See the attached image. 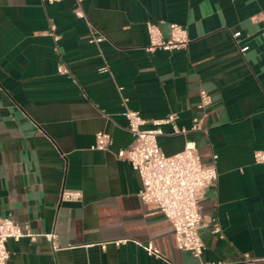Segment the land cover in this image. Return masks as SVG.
<instances>
[{"label":"crops","instance_id":"0c3cea01","mask_svg":"<svg viewBox=\"0 0 264 264\" xmlns=\"http://www.w3.org/2000/svg\"><path fill=\"white\" fill-rule=\"evenodd\" d=\"M82 7L104 36L98 45L75 15L76 0H0V217L35 236L9 240L7 264H198L176 247L173 225L141 200L139 174L117 156L133 143L126 107L147 128L176 116L158 139L166 155L193 141L204 164L218 156L217 181L200 201L202 260L264 258V165L254 160L264 150V29L252 21L264 16V0ZM149 21L183 25L187 47L147 51ZM201 90L212 97L205 112ZM195 117L201 130H192ZM99 132L111 136L106 150L93 149ZM63 190L82 197L61 201Z\"/></svg>","mask_w":264,"mask_h":264},{"label":"built area","instance_id":"2783aa9c","mask_svg":"<svg viewBox=\"0 0 264 264\" xmlns=\"http://www.w3.org/2000/svg\"><path fill=\"white\" fill-rule=\"evenodd\" d=\"M55 1L57 0H48V3L52 4ZM82 2L83 0H76L75 15L77 18L85 20L90 28V42L98 45L104 40V36L88 20ZM252 21L261 22L264 29V16L261 18L255 16ZM165 23L164 21L147 22L149 35L147 51L173 52L187 47L189 43L187 29L177 23ZM164 25L168 27V33L164 32ZM55 39L58 37L55 36ZM101 71L108 72L109 68L105 66ZM58 72L69 74V69L65 65H60ZM211 104V95L206 90H201L199 110L205 112ZM123 116L128 121V130L133 136V143L129 148L119 150L117 156L120 160L129 162L139 174L142 183L139 192L141 200L162 212L173 225L176 247L179 250L190 252L198 259V264H255L264 260V258H252L248 255L227 263H206L202 260L206 247L200 234V229L204 225L200 201L206 189L217 181L218 156H213L211 164H204L196 143L193 141L188 142L182 151L166 155L162 151L158 139L164 135L162 126L172 124L176 119L173 114L161 120H154L152 128L146 127L147 121L137 111L126 107ZM201 125L200 118H193L192 130H201ZM174 127L175 133L185 132V130ZM110 144L111 136L99 132L96 134L93 149L106 150ZM254 160L257 164L264 165V150L255 151ZM81 197L82 195L75 191L63 190L61 193V201H79ZM212 231L223 236L222 229L218 224L212 227ZM25 236L35 238L30 233L26 234L12 217H0V264H7L10 258L8 241L11 239L19 241ZM45 237L52 243L54 250L59 249L56 234H46ZM146 249L150 255H160V251L151 243L146 246Z\"/></svg>","mask_w":264,"mask_h":264}]
</instances>
